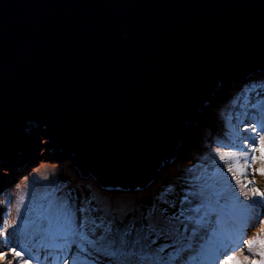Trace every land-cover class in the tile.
<instances>
[{
	"label": "water",
	"instance_id": "1",
	"mask_svg": "<svg viewBox=\"0 0 264 264\" xmlns=\"http://www.w3.org/2000/svg\"><path fill=\"white\" fill-rule=\"evenodd\" d=\"M263 67L264 0H0V162L49 140L103 191L136 192Z\"/></svg>",
	"mask_w": 264,
	"mask_h": 264
},
{
	"label": "snow or ice",
	"instance_id": "2",
	"mask_svg": "<svg viewBox=\"0 0 264 264\" xmlns=\"http://www.w3.org/2000/svg\"><path fill=\"white\" fill-rule=\"evenodd\" d=\"M240 95L227 124L223 105L203 106L220 130L197 129L200 151L148 203L81 193L61 179L59 161L23 176L15 217L10 199L0 212V264H264V95L255 83ZM10 171L0 162V175Z\"/></svg>",
	"mask_w": 264,
	"mask_h": 264
},
{
	"label": "rangeland",
	"instance_id": "3",
	"mask_svg": "<svg viewBox=\"0 0 264 264\" xmlns=\"http://www.w3.org/2000/svg\"><path fill=\"white\" fill-rule=\"evenodd\" d=\"M264 76V73L257 75L256 77H251L254 79H258ZM250 77V76H248ZM246 81V80H245ZM240 82H231L230 84H227L225 89L219 92L218 96H215L214 98V104L217 105H223V108H228V111L224 110L223 116L225 119V123L227 124V120L229 116H234L235 111H232V109H238L240 111L239 107V102L243 99V96L240 95L241 90L244 88L245 84H248L249 87L252 86L253 82L252 80L248 79L247 82H244L243 85H240ZM263 84V83H260ZM261 94L264 95V88L260 89ZM239 96V100L236 101V106L233 107L232 100L237 98ZM226 97V98H225ZM224 99V101H221V99ZM216 100V101H215ZM231 104V109L230 106L228 107V104ZM207 117L204 121L208 127L212 129V132H218L220 130V121L216 118V116L213 115H205ZM213 117V118H212ZM204 118V116L202 117ZM201 118V119H202ZM216 121L219 125L215 126V124L212 123V120ZM236 121H232V125H235ZM191 126L193 124H190ZM194 124V130L192 133V136L189 141L185 142L182 147L181 151L173 158L171 162L167 164V166H163L157 176L154 178L152 182H150L147 187H144L136 192H128V191H116V192H109V191H103L97 183L93 180L92 177L89 176H84L81 174L79 171L75 170L70 158H65L61 153H59V156L62 157L61 161L59 159H56L58 157H51V154L47 155H41V154H46L47 152L42 148L36 155L37 157L34 156V158L31 159L30 163L28 166H24L23 164L21 165H15V164H5L9 169H11L10 172L4 175H0V212L6 213L9 211V208L5 206L4 201L10 199L11 200V214L12 217H15L16 215V208L18 206V198L17 195L19 192H23L25 189H27V181L23 180V176L25 175H32L34 172L35 168H39L40 172L43 174L48 173L50 170L53 169V164L50 163V161H59L62 163L63 168L62 172L60 173L61 179L63 181H67L72 187L78 189L81 193H86L89 186H91L95 191L100 192L103 196L107 197L108 199L112 200L113 202L118 203L116 200L117 199H125V200H134L133 202H126L125 204L129 206H136L139 204H144L148 203L149 201L152 200L154 196H156L157 193L161 192L166 185L175 182L176 178L181 174L183 171L184 165L186 161L184 162H179V158L182 156L184 157V153L188 154L189 156L195 155L198 151H200V144H199V139H198V133L197 129L200 127H197ZM229 127H232L229 125ZM227 130V129H226ZM235 128L232 127V132L234 133ZM232 139H235L234 135L232 136ZM45 140L42 141V145ZM223 142L228 143L229 137L225 136L223 137ZM239 141L237 140V143ZM192 146V148H191ZM186 149L188 150L185 151ZM46 152V153H45ZM188 152V153H187ZM51 158H50V157ZM58 156V155H57ZM47 159H44V158ZM34 162V163H33ZM23 165V166H22ZM79 172V173H78ZM257 179H259L257 177ZM18 191V193H17ZM17 193V194H16ZM20 199V198H19Z\"/></svg>",
	"mask_w": 264,
	"mask_h": 264
},
{
	"label": "bare ground",
	"instance_id": "4",
	"mask_svg": "<svg viewBox=\"0 0 264 264\" xmlns=\"http://www.w3.org/2000/svg\"><path fill=\"white\" fill-rule=\"evenodd\" d=\"M264 68V67H263ZM263 68H261V69H257V70H255V71H253V72H251V73H249V75H247V76H245L242 80H246L245 82H247V80L249 79H251L252 81L253 80H255L254 78H251V77H256L257 75H259V74H262V73H264V71H262L263 70ZM248 76H250V77H248ZM241 80V79H240ZM241 84L240 85H243V81H241L240 82ZM210 116V115H209ZM207 117H205V115H204V118H202L201 120H200V122L198 123V126H201V125H203V124H206L205 123V119H206ZM213 118V117H212ZM212 123L213 124H215V126H217V125H219L216 121H214V119L212 120ZM196 127H197V124H196ZM218 127H220V126H218ZM191 137H193V136H191ZM191 137H189V138H187V141L191 138ZM51 171H53V170H50L49 172H51ZM48 172V173H49ZM48 173H46V174H48ZM46 174H43V173H41V172H39V173H33L32 175H37V176H42V175H46ZM28 191V188L27 189H25L23 192H19L18 193V191H17V193H18V195H17V198H18V201L20 200L19 198H21L24 194H25V192H27ZM97 193H100V192H98V191H96ZM16 193V194H17ZM118 203H122V204H125L126 202H133L134 200H132V199H130V200H125V199H117L116 200Z\"/></svg>",
	"mask_w": 264,
	"mask_h": 264
},
{
	"label": "trees",
	"instance_id": "5",
	"mask_svg": "<svg viewBox=\"0 0 264 264\" xmlns=\"http://www.w3.org/2000/svg\"><path fill=\"white\" fill-rule=\"evenodd\" d=\"M252 82L255 83L257 86H259V89H261V88L263 89V88H264V76L261 77V78L255 79V80H253ZM260 83H263V84H260ZM225 98H226V97H225ZM225 98L221 99V101H224ZM227 106H228V107L230 106V109H231V104H230V103H229ZM223 110H224V112H225V111H228V108H222V111H223ZM232 111H235V113H232V114H234V116L239 112L238 109H232ZM191 148H192V146H191ZM47 149H48V150L46 151L47 153L45 152L46 154H41V155H47V154L50 153V154H51V157H52L53 155H54L53 157H55V155H56V157H58V158H56V157H55V158H56V159H59V161H61V159H63L62 157L59 156V153H57V152L54 153V152H53L52 150H50V148H48V147H47ZM181 150H182V149L180 148V151H181ZM187 150H188V149H186L185 151H187ZM180 151H179V152H180ZM188 152H189V150H188ZM188 152H187V153H188ZM57 155H58V156H57ZM34 156L37 157L38 155L34 154V155L31 156L29 159H27V160L23 163V165H24L25 167L28 166V164L30 163L31 159L34 158ZM49 157H50V156H49ZM51 157H50V158H51ZM188 157H190V156H189V153H188V154L184 153V157L182 158V156H181V157L179 158V162H180V161H181V162L187 161ZM27 161H28L29 163H28ZM33 163H34V162H33ZM23 165H22V166H23ZM104 197H105V196H104Z\"/></svg>",
	"mask_w": 264,
	"mask_h": 264
}]
</instances>
